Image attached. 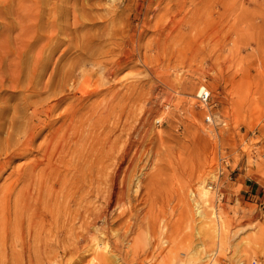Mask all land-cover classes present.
I'll use <instances>...</instances> for the list:
<instances>
[{
    "label": "rangeland",
    "instance_id": "1",
    "mask_svg": "<svg viewBox=\"0 0 264 264\" xmlns=\"http://www.w3.org/2000/svg\"><path fill=\"white\" fill-rule=\"evenodd\" d=\"M33 102V148H14ZM80 123L86 133L68 134L66 154L75 150L63 160L93 165L95 183L79 187L102 218L86 229L76 220L73 249L41 256L33 231L38 215L50 223L49 200L36 202L33 188L24 200L19 170L41 158L53 130L61 142ZM9 159L0 264H264V0H0V162Z\"/></svg>",
    "mask_w": 264,
    "mask_h": 264
},
{
    "label": "bare ground",
    "instance_id": "2",
    "mask_svg": "<svg viewBox=\"0 0 264 264\" xmlns=\"http://www.w3.org/2000/svg\"><path fill=\"white\" fill-rule=\"evenodd\" d=\"M26 105L28 106L26 111H29V116L26 117L25 122H24V124H22V127H21V130L25 129V131H24L23 135L20 138H18V140L12 146L15 148L18 145L22 150L31 151L33 148L32 144L34 143V141L38 135L36 128L41 127V123L39 120V116L41 114H40V110L35 108L36 104H34V102L28 103ZM25 107H23V108H25ZM19 111H21L20 108H16L15 113L12 115V117L9 121L10 131L6 134V138H5L6 139L5 142H7V143H9L12 140L13 135L15 134V132H17L18 128L16 126V123L19 121H18V118L16 115H18ZM48 111L50 113V110L47 108L42 112H44V114L46 115ZM52 111L53 110H51V112ZM29 117H31V118L29 119ZM84 124L85 123H80L79 126H74V125H70V124L67 125V127L65 129L66 132H63L60 135L61 142H59L57 140L58 128L53 130V132L50 133L49 136L43 142L41 158L37 161H32L27 168H21V170H19V172H23V171L26 172L27 176H28V178L25 181V185H24V189H25L24 195H23L24 200L30 199L32 197L30 188H33L36 191V196L32 197L35 199L36 202L42 201L45 197L48 198V200H49L46 207H47L49 214H50V217H51L50 223L49 224L45 223L42 218H41V221L39 223L41 215H38L35 218L36 219V225H35V229L33 231V235H36V239H37V246H38L37 252L41 256H46L47 253L57 254L59 250H61L63 252V251H68V250L73 249L72 246H73V243L75 242L74 240H77V234L75 232L73 233V224L76 220H78L81 225L85 224L84 228L86 229L87 227H90L91 224H92V226L95 225L96 222L100 218H102L100 216V214H98V213L93 214L90 212V210L88 209V203L89 202L87 201L86 193H85V191H83L80 188L84 185H87V183H93V182L95 183L96 178L94 177V179H92V174H91L93 172V170H91V168L93 169V165L92 166H86L85 162L83 161V162H81L80 166H78V165L74 166V164L72 162H67V161L65 162L63 160V158H65V155L72 158V155H73L74 150H75L74 148L72 150L70 148L71 152L69 150V152L66 154V152L68 151V149H67L68 146L66 145L68 134L71 133V134L75 135V134H78V132H80L81 137L83 138V133H86V129H84L85 128ZM76 136H75V139H76ZM84 139H85V137H84ZM83 142H85V141H83ZM71 143H73V142H71ZM68 145H70V144L68 143ZM71 146H73V145L71 144ZM76 146H77V143H76ZM99 153H101V152H99ZM17 154H19V153H14L13 150L11 151V156L15 157ZM13 157H11V158H13ZM96 159H99V158H96ZM10 161L11 160L9 159V161L7 163H3V162L1 163L0 162V169L2 168V166L4 167L5 165L9 164ZM71 170L75 171L74 174L76 177L74 179L70 178V180H69V178L66 176V174L70 173ZM96 173L99 174L100 173L99 170H97ZM62 174H64V175L62 177L58 178V175H62ZM114 174H115L114 175V178H115L117 176V174L116 173H114ZM78 175H80L79 178H78ZM105 178H106V176H105ZM97 183H98V181H97ZM112 186L115 187V181L112 182ZM79 189L82 190V192H81V195H78V199H79V203L77 204L78 210L72 211L69 205L73 202L72 199L76 196V192ZM96 189L98 190L99 188L97 187ZM112 197H113V199H116V201H117L119 194H117L116 192H113ZM95 200H96V198H95ZM120 207H122V205L114 207L113 210L111 211L112 213L115 211L116 214H118V216H117L118 220L126 217V214H125L126 212L123 211V209H120ZM128 215H129V213L127 214V216ZM130 215H131V213H130ZM32 219H33V214H32V216H30L29 222H31ZM86 220H89V222L86 223ZM124 222L125 221H123V223ZM133 222L130 225V229L133 225ZM38 223H39V226H38V229L36 231V226L38 225ZM138 227H137V229H138ZM130 229L129 230H128V228L122 229L121 230L122 234L116 235V244L120 245L121 243H123V241L130 238V236H129L130 235L129 231H131ZM132 229H133V227H132ZM136 231H138V230H136ZM50 237H52L55 240L54 244H51L49 242L47 243V240ZM64 238H68V240L72 241V244H70V245L67 244V246H66L65 243H67V242H65ZM94 239H95V237H94ZM128 240H127V243H130V242H128ZM131 240L133 242H136V243L138 242V240L135 238H131ZM131 244L129 246V249H130V247L132 248ZM128 245H127V248H128ZM151 245H153V243ZM125 248H126V246H125ZM127 248H126V251H127ZM131 250H133V249H131ZM122 253H125V250ZM128 255H129V253H128ZM122 257H124V256H122ZM126 257L123 259L126 260ZM143 257H145V256H143ZM117 258H118V260L116 259L115 260L116 262L109 260L107 257L101 258V260L103 262L102 264H119V262L121 261V256H119ZM128 258H130V257L128 256ZM54 259H55V257H54ZM122 261H124V260H122ZM130 261H131V259H130ZM141 261H140V264H141Z\"/></svg>",
    "mask_w": 264,
    "mask_h": 264
},
{
    "label": "built area",
    "instance_id": "3",
    "mask_svg": "<svg viewBox=\"0 0 264 264\" xmlns=\"http://www.w3.org/2000/svg\"><path fill=\"white\" fill-rule=\"evenodd\" d=\"M196 99H197V102L202 105V106H206L208 104V100H209V94L205 91V90H202L199 92V94L196 96ZM212 120H214V117L211 118L210 116H208L206 118V123L207 124H211L212 123ZM222 160V158L220 159V161ZM226 161L223 160L222 163H221V166L217 168V171H216V177L217 178H221L223 176V167L227 168V165L225 164ZM228 179H230V177H228ZM212 187H210L211 189Z\"/></svg>",
    "mask_w": 264,
    "mask_h": 264
}]
</instances>
